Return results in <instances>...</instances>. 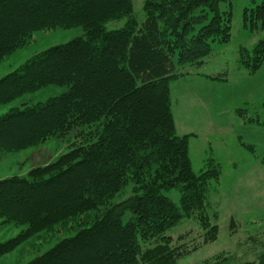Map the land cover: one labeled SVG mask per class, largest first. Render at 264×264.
I'll list each match as a JSON object with an SVG mask.
<instances>
[{
  "label": "trees",
  "instance_id": "1",
  "mask_svg": "<svg viewBox=\"0 0 264 264\" xmlns=\"http://www.w3.org/2000/svg\"><path fill=\"white\" fill-rule=\"evenodd\" d=\"M142 12L138 20L132 0H0V62L35 32L81 31L0 77V106L17 101L0 114V155L74 137L66 152L0 178V225L20 228L0 240V258L20 248L32 253L17 264H175L217 238L207 197L221 167L210 158L192 169L191 134L176 133L169 82L230 40L232 0H142ZM241 25L264 31V0L243 8ZM263 59L264 37L239 48L249 74ZM40 91L43 100L22 98ZM171 189L178 203L165 194ZM184 218L197 220L200 242L165 234ZM260 234L198 264H264Z\"/></svg>",
  "mask_w": 264,
  "mask_h": 264
},
{
  "label": "rangeland",
  "instance_id": "2",
  "mask_svg": "<svg viewBox=\"0 0 264 264\" xmlns=\"http://www.w3.org/2000/svg\"><path fill=\"white\" fill-rule=\"evenodd\" d=\"M132 1L136 17L142 20V0ZM250 4L251 0H232L230 40L214 44L204 64L199 67L185 66V70L191 73L169 82L176 133L191 134L189 157L192 169L197 173L202 171L210 158L221 167L220 183L217 189L209 191L207 197L210 204L207 213L217 214L213 220L218 227L217 238L199 245L175 264H198L218 255L224 256L226 252H234L247 234L262 233L261 249L264 250V59L251 74L237 63L241 46L251 49L264 37V31L249 32L241 25L243 8ZM123 23L124 20L111 21L107 28H117ZM80 33L75 28L35 32L26 46L16 49L0 62V77L16 69L35 53L65 43ZM214 75L223 79L214 78ZM47 95L40 91L22 98L39 101ZM15 104L17 101L0 106V114ZM73 138H51L35 147L1 154L0 178L24 174L31 167L66 152ZM165 194L173 202H179L177 189L168 190ZM19 230L12 224H1L0 240L16 235ZM202 232L196 219L184 218L165 234L171 236L173 242L194 244L202 240ZM61 233L44 240L41 252L64 235ZM181 237L183 239L179 240ZM19 251L20 248L2 256L0 264H17L20 259L27 260L32 253L30 250L25 255Z\"/></svg>",
  "mask_w": 264,
  "mask_h": 264
},
{
  "label": "crops",
  "instance_id": "3",
  "mask_svg": "<svg viewBox=\"0 0 264 264\" xmlns=\"http://www.w3.org/2000/svg\"><path fill=\"white\" fill-rule=\"evenodd\" d=\"M186 134H190V133H186ZM229 137V136H228Z\"/></svg>",
  "mask_w": 264,
  "mask_h": 264
}]
</instances>
